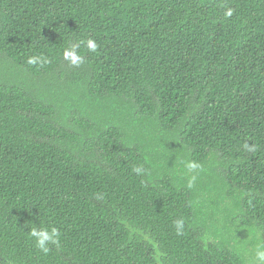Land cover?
<instances>
[{
	"label": "trees",
	"instance_id": "1",
	"mask_svg": "<svg viewBox=\"0 0 264 264\" xmlns=\"http://www.w3.org/2000/svg\"><path fill=\"white\" fill-rule=\"evenodd\" d=\"M75 46L78 65L63 58ZM0 56L20 77L81 86L77 101H44L0 67V264H242L206 236L219 216L202 215L183 165L153 154L163 136L186 162L222 157L235 216L264 244V0H0ZM93 98L127 115L98 119L83 107ZM52 226L60 245L43 253L30 230Z\"/></svg>",
	"mask_w": 264,
	"mask_h": 264
},
{
	"label": "rangeland",
	"instance_id": "2",
	"mask_svg": "<svg viewBox=\"0 0 264 264\" xmlns=\"http://www.w3.org/2000/svg\"><path fill=\"white\" fill-rule=\"evenodd\" d=\"M2 57L3 56H0V58ZM1 61L2 60L0 59V67H2L3 71L7 74L6 78L10 76L15 81H18L24 89H26L37 99L39 98L44 100L42 97H46L48 98V100L53 101L58 94L67 93H70L76 101L79 99L78 91L76 89H79V87L81 86H79V80L76 78L70 79V77L65 76L67 81L66 83L64 79L56 80L57 76H55L54 80L43 78V81L41 80L42 77L34 78L28 74L25 77H20L19 72L15 71L16 68L13 64V68L10 69L11 67H9L7 64H3V62ZM4 66H6L7 68H5ZM69 79L71 80V83L69 82ZM93 99L94 100L92 101L85 102L83 104V107L86 108L87 111H89V113H91L92 115H97L96 117H98V119L101 118L102 120V118L108 117V113L110 112V110H114L116 114L115 117H117L119 121L127 115L125 106L117 108L113 105V103L102 102V100H98V98ZM56 103V108L59 109L60 106H62V101H56ZM69 103L71 106L69 108L70 114L71 110L76 111V105L74 102ZM76 117V120L79 122L86 121L90 124L93 123V121L88 117V112H84L82 114L80 111H77ZM71 120H73L72 113L70 114V123ZM141 127L143 132L145 127L142 125ZM73 130H77V128H74ZM139 134L140 133H138V135ZM163 140H165L164 143L166 144L156 146L157 144H160V139L155 140L153 143H151V139H149L150 144H152L151 146H153V154L158 155L162 152L170 153L173 157L176 158V162H173L172 166H176L177 164L183 165L182 167L184 168L182 169V171H180V174L182 173L183 177L188 179V182L191 176L195 175L196 179L192 183V191L199 198H201V200H203L202 207L204 206L205 208L201 211L202 215L208 216L210 214V212L206 210V206L209 205L214 214L216 216H219V218H216V220H213L212 222L210 221V223H208L207 217H205V225L208 226V229L205 233L206 236L214 237L216 240L223 244L228 243V247L230 248L234 247V251L236 250V252L241 256L243 260L242 264H255V250L257 246L264 245L261 240L262 232L258 230V228L255 226V223L243 224L241 219L235 216L236 211L240 209L242 199L240 200V197L238 195L236 196L235 194L228 197L226 196L232 190H230L229 184L228 187L225 186L224 181L221 178L220 170L222 165L224 164V160L222 159V157L217 152L211 151L208 157L209 159L202 163H198L200 165V168L194 172H190L185 166L187 164V158L185 154H182L179 151L177 145L174 144L172 137L167 140L166 136H163ZM158 147H160L161 149H158ZM164 148H167V150L162 151ZM162 167L164 169H168L170 168V165L168 163H163ZM194 204L196 206V202H194ZM212 205L220 207L223 210L218 211ZM240 214L242 215V213ZM234 218L236 219L233 223L231 221ZM225 224L228 227H233V230L228 228ZM211 239L209 240L212 241ZM218 241L216 243H218Z\"/></svg>",
	"mask_w": 264,
	"mask_h": 264
},
{
	"label": "clouds",
	"instance_id": "3",
	"mask_svg": "<svg viewBox=\"0 0 264 264\" xmlns=\"http://www.w3.org/2000/svg\"><path fill=\"white\" fill-rule=\"evenodd\" d=\"M232 10L229 9L225 12V16H231ZM85 43L86 48L95 52L97 50V44L93 40H87ZM76 47L67 48L63 52V58L69 61L72 65H78L82 61V56L77 52ZM29 65H40L41 67L47 63V59L41 56H30L27 60ZM249 151H254L255 146L245 145ZM186 168L190 172H194L200 168V165L195 161L187 162ZM133 171L139 173L142 171L140 168H135ZM196 176L193 175L189 179L188 186L191 187L192 183L195 181ZM174 227L176 229L177 235L183 233L184 222L181 219L174 221ZM30 236L34 240L35 246L43 253H48L50 251V246L59 247L60 245V230L54 226L52 227H32L30 230ZM255 264H264V245L257 246L255 250Z\"/></svg>",
	"mask_w": 264,
	"mask_h": 264
}]
</instances>
